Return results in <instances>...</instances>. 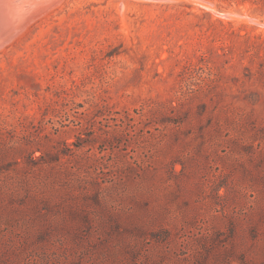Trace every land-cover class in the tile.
Returning a JSON list of instances; mask_svg holds the SVG:
<instances>
[{
  "label": "rangeland",
  "instance_id": "obj_1",
  "mask_svg": "<svg viewBox=\"0 0 264 264\" xmlns=\"http://www.w3.org/2000/svg\"><path fill=\"white\" fill-rule=\"evenodd\" d=\"M156 1L0 33V264H264V4Z\"/></svg>",
  "mask_w": 264,
  "mask_h": 264
},
{
  "label": "bare ground",
  "instance_id": "obj_2",
  "mask_svg": "<svg viewBox=\"0 0 264 264\" xmlns=\"http://www.w3.org/2000/svg\"><path fill=\"white\" fill-rule=\"evenodd\" d=\"M27 1V0H26ZM32 1V2H31ZM37 1L39 2V0H28L27 2H23L20 3V0H0V33L5 34V30H7V34H10L12 31H14L15 28H17V26L14 25V23L16 22L15 20L17 19L19 21V23L24 22L23 20L25 18H19V16L21 14H23V12L25 10L28 9V5L29 7H32L31 5H35V3H37ZM51 1V0H49ZM155 2H157L156 0H153ZM48 2V1H47ZM53 3V2H52ZM203 3V2H202ZM23 4V5H22ZM48 4V3H47ZM44 5V4H43ZM41 6V4H40ZM39 6V7H40ZM37 7V6H36ZM38 7V9H40ZM48 8V7H47ZM32 9V8H31ZM42 10V9H41ZM30 11V10H29ZM36 11V10H35ZM31 12V11H30ZM38 11L35 12V14ZM12 14V17L11 15ZM31 14V13H30ZM29 14V15H30ZM28 15V16H29ZM37 15V14H36ZM26 17V15H24ZM34 19V18H32ZM18 23V24H19ZM29 23V22H28ZM8 26H11V28H9L8 31ZM23 28V25H22ZM4 30V31H3ZM17 30V29H16ZM3 31V32H2ZM11 31V32H10ZM20 31V30H19ZM15 32V31H14ZM1 34V35H2ZM0 35V37H1ZM4 39V37H2ZM7 39V38H5ZM1 40V38H0ZM2 41V40H1Z\"/></svg>",
  "mask_w": 264,
  "mask_h": 264
},
{
  "label": "trees",
  "instance_id": "obj_3",
  "mask_svg": "<svg viewBox=\"0 0 264 264\" xmlns=\"http://www.w3.org/2000/svg\"><path fill=\"white\" fill-rule=\"evenodd\" d=\"M242 2H245V1H251V2H254V3H263L264 4V0H240Z\"/></svg>",
  "mask_w": 264,
  "mask_h": 264
},
{
  "label": "water",
  "instance_id": "obj_4",
  "mask_svg": "<svg viewBox=\"0 0 264 264\" xmlns=\"http://www.w3.org/2000/svg\"><path fill=\"white\" fill-rule=\"evenodd\" d=\"M226 16V15H225Z\"/></svg>",
  "mask_w": 264,
  "mask_h": 264
}]
</instances>
